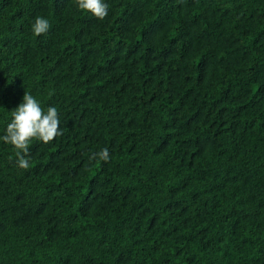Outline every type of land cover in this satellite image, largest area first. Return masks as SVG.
<instances>
[{
  "label": "trees",
  "instance_id": "obj_1",
  "mask_svg": "<svg viewBox=\"0 0 264 264\" xmlns=\"http://www.w3.org/2000/svg\"><path fill=\"white\" fill-rule=\"evenodd\" d=\"M104 2L0 0V264H264V0Z\"/></svg>",
  "mask_w": 264,
  "mask_h": 264
},
{
  "label": "clouds",
  "instance_id": "obj_2",
  "mask_svg": "<svg viewBox=\"0 0 264 264\" xmlns=\"http://www.w3.org/2000/svg\"><path fill=\"white\" fill-rule=\"evenodd\" d=\"M79 10L90 12L99 20H104L109 14V5L104 0H75ZM51 25L47 18L37 16L32 24L35 36L46 34ZM12 119L7 124L6 133L0 139L12 146L15 151L16 164L21 169L30 167L29 144L35 139L47 144L57 136L62 135L60 121L56 107H48L47 112L42 109L39 101L30 93L25 92L23 102L11 111ZM89 159L109 161L107 148L94 153Z\"/></svg>",
  "mask_w": 264,
  "mask_h": 264
}]
</instances>
